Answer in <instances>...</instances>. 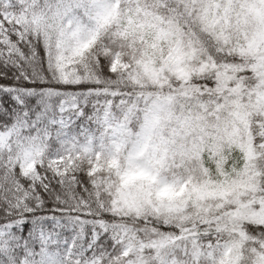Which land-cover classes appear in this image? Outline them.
Masks as SVG:
<instances>
[{"label": "snow or ice", "instance_id": "obj_1", "mask_svg": "<svg viewBox=\"0 0 264 264\" xmlns=\"http://www.w3.org/2000/svg\"><path fill=\"white\" fill-rule=\"evenodd\" d=\"M0 264H264V0H0Z\"/></svg>", "mask_w": 264, "mask_h": 264}]
</instances>
